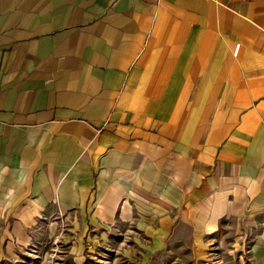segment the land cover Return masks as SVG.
Masks as SVG:
<instances>
[{
	"label": "crops",
	"instance_id": "crops-1",
	"mask_svg": "<svg viewBox=\"0 0 264 264\" xmlns=\"http://www.w3.org/2000/svg\"><path fill=\"white\" fill-rule=\"evenodd\" d=\"M118 225L264 264V0H0V264Z\"/></svg>",
	"mask_w": 264,
	"mask_h": 264
},
{
	"label": "rangeland",
	"instance_id": "rangeland-1",
	"mask_svg": "<svg viewBox=\"0 0 264 264\" xmlns=\"http://www.w3.org/2000/svg\"><path fill=\"white\" fill-rule=\"evenodd\" d=\"M61 232L62 230L47 231L48 235L43 237L42 243L33 247L35 252L31 253L38 254L40 264H74L67 254L70 248L68 240L72 237L67 234L65 239H56V233ZM137 237L120 225L95 230L92 237H87L84 241L80 239V245H76L75 251L81 254L82 260L75 264H200L193 261L179 246L169 250L168 243L163 244V252L159 254L152 249L150 239L139 240ZM64 252L66 255L62 254ZM58 256L62 258L59 259Z\"/></svg>",
	"mask_w": 264,
	"mask_h": 264
}]
</instances>
